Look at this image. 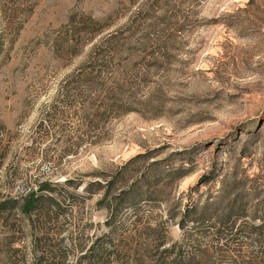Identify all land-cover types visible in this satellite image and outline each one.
<instances>
[{
  "label": "rangeland",
  "instance_id": "1",
  "mask_svg": "<svg viewBox=\"0 0 264 264\" xmlns=\"http://www.w3.org/2000/svg\"><path fill=\"white\" fill-rule=\"evenodd\" d=\"M247 1L19 0L16 31L0 0V202L53 199L0 223V264H264V52L223 23Z\"/></svg>",
  "mask_w": 264,
  "mask_h": 264
},
{
  "label": "trees",
  "instance_id": "2",
  "mask_svg": "<svg viewBox=\"0 0 264 264\" xmlns=\"http://www.w3.org/2000/svg\"><path fill=\"white\" fill-rule=\"evenodd\" d=\"M1 1L3 3H6V5L8 3V0ZM17 2H19V0H14L15 7H9L10 11L5 12L7 14V17L5 18H8L9 16V20L11 19V22L14 24V26L9 25V27L12 28V30L16 31H18L22 25L21 23L19 24L21 20V7L19 5L21 3ZM34 6V4L30 5V12L33 11ZM77 16V13H73L71 15L69 25H73L76 22ZM225 16L227 17V19H225L223 23L229 29H240L247 35L255 34L259 39H261L262 48L260 50H262L261 52H264V0H248L244 3L243 6L237 5L235 9H233L232 13H227L225 14ZM87 17L91 22L94 20L91 16ZM1 20L2 18L0 19V53L2 52V49L7 41V37L12 33V31L10 33H7L6 29H4L5 27H3L4 22H2ZM81 32L89 36L88 40H90L92 37L95 36L98 31H94L89 27L87 29H82ZM247 65L249 66V68H251V65L249 63H247ZM250 70H252V68ZM256 70H258L260 74H264V63L261 64ZM0 127L5 128V125L0 123ZM2 160L3 157L0 156V162H2ZM42 191H50V188L39 187L36 191H29L26 195L21 198V200L9 198L0 202V223L2 222L5 225L9 224L8 227L10 229L11 236H14V238L19 232L15 224L19 221V214H17L18 211H20L21 215H26L27 219L31 222V224L34 223L33 218H37L38 221H40V219L42 220V218L46 220L50 218L49 208L51 207L50 202L53 201V199L49 196L41 194ZM231 192H233V189ZM232 194L235 195L233 199H230V201L227 202L228 204L226 206H223L222 204H216L217 208L221 209L223 212L218 211L216 213L215 218H217V222L220 224V227H228L229 230L232 231L231 234H233V237H236L237 235H241L243 231L246 232V228L249 229V227H252L251 230H255L257 227L251 226L249 224L247 226H244L243 229H236L235 231H233V227L235 229V224L237 223L238 219L244 218L243 221L247 220L245 217L248 215V207L246 205V201H242L241 195L239 193ZM194 211L195 209H192V215H194L192 216V221L197 223V225L202 222L204 223V221L206 220H211V217H208L210 215H208L207 211H204L199 214ZM189 212L191 211H188V214H185L186 217L190 216ZM246 222L247 221H245V224ZM216 226L217 225H214L213 227L215 228ZM261 227H264V224L263 226L261 225ZM219 229V227L216 228V230ZM219 232L221 231L219 230ZM11 240L12 239L10 238V240L6 243L8 244V246L12 244ZM10 248L9 250L11 252L17 251V249ZM103 251H105V255H108L106 253V250ZM50 256L51 258H48V256L46 257V254L45 256L43 255L41 259L38 260L37 264H58L56 259L53 258L52 254Z\"/></svg>",
  "mask_w": 264,
  "mask_h": 264
}]
</instances>
